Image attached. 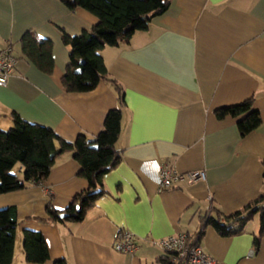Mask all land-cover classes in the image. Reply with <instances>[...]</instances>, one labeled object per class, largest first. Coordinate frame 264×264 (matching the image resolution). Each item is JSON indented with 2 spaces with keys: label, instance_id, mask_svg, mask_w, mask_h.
Instances as JSON below:
<instances>
[{
  "label": "crops",
  "instance_id": "1",
  "mask_svg": "<svg viewBox=\"0 0 264 264\" xmlns=\"http://www.w3.org/2000/svg\"><path fill=\"white\" fill-rule=\"evenodd\" d=\"M98 21L61 0H0V50L11 48L17 59L8 84L0 86V130L14 127L15 112L70 142L80 133L98 135L107 112L119 106L114 87L102 80L91 91L67 92L62 84L70 60L63 30L77 35ZM27 31L53 41L50 75L23 54ZM101 55L126 100L115 144L121 160L104 176L107 193L81 222L37 218H47L50 201L65 209L87 188L72 152L59 156L44 180L0 190V209L16 206L20 220L12 264H162L168 254L146 238L197 234L200 215L213 205L230 215L264 196V0H172L147 29L119 36ZM251 96L262 117L256 130L243 135L238 118L216 117L215 109ZM162 165L181 173L204 170L206 179L160 189ZM18 166L11 173L23 180ZM259 229L258 216L234 236L208 225L200 244L221 264H264V238L258 250L253 245ZM25 230L43 234L49 260L26 261ZM122 230L138 237L134 253L116 246Z\"/></svg>",
  "mask_w": 264,
  "mask_h": 264
},
{
  "label": "trees",
  "instance_id": "2",
  "mask_svg": "<svg viewBox=\"0 0 264 264\" xmlns=\"http://www.w3.org/2000/svg\"><path fill=\"white\" fill-rule=\"evenodd\" d=\"M70 8L82 7L99 18L98 23L77 35H69L63 30L62 40L70 48V60L62 77L67 92H87L102 80L115 89L119 106L110 109L104 120L103 129L90 138L78 134L74 142L62 138L52 128L30 123L13 112L14 127L0 130V190L12 192L25 188L29 183H38L46 178L59 156L72 152L80 164L78 175L87 180L86 189L76 193L65 209H57L50 201L46 206L47 218L37 217L44 222H81L97 200L107 193L104 176L115 168L121 155L115 148L122 127L123 109L126 106L123 86L108 73L101 50L107 45H115L121 35L129 36L135 30L147 29L151 21L163 14L172 0H61ZM23 54L42 72L50 75L55 67L53 41L27 31L21 38ZM255 96L244 101L215 109L218 119L228 116L238 118V124L245 135L254 131L262 123L259 110L254 108ZM20 165L23 180L11 170ZM264 177V173H263ZM65 213V218L60 214ZM256 216L259 217V233L254 235L253 245L259 249L264 238V196L249 201L243 207L225 215L214 205L200 215V229L188 236L192 246L201 245L205 229L212 225L222 236L242 233L245 226ZM20 225L16 206L0 209V264H12L15 255L16 233ZM25 259L31 263H44L50 258L43 234L25 230L22 239ZM202 246V245H201ZM162 264H172L170 256L161 257ZM54 264H68L59 259Z\"/></svg>",
  "mask_w": 264,
  "mask_h": 264
},
{
  "label": "built area",
  "instance_id": "3",
  "mask_svg": "<svg viewBox=\"0 0 264 264\" xmlns=\"http://www.w3.org/2000/svg\"><path fill=\"white\" fill-rule=\"evenodd\" d=\"M16 62V56L11 48L0 50V86L8 84ZM205 179L206 172L204 170L181 173L168 165H162L159 169L158 184L160 189H167L172 188L178 181L195 183ZM46 190L50 192L48 187ZM145 242L159 245L170 256L172 264H221L208 254L201 245H190L185 233L171 235L159 240L146 238ZM116 246L124 253H134L139 248L140 242L134 233L129 230H122L118 233Z\"/></svg>",
  "mask_w": 264,
  "mask_h": 264
},
{
  "label": "rangeland",
  "instance_id": "4",
  "mask_svg": "<svg viewBox=\"0 0 264 264\" xmlns=\"http://www.w3.org/2000/svg\"><path fill=\"white\" fill-rule=\"evenodd\" d=\"M18 172H19V166L17 165L15 168H14V173L15 174H18ZM257 219V218H256Z\"/></svg>",
  "mask_w": 264,
  "mask_h": 264
},
{
  "label": "water",
  "instance_id": "5",
  "mask_svg": "<svg viewBox=\"0 0 264 264\" xmlns=\"http://www.w3.org/2000/svg\"><path fill=\"white\" fill-rule=\"evenodd\" d=\"M65 217H66L65 213L60 214V218H65Z\"/></svg>",
  "mask_w": 264,
  "mask_h": 264
}]
</instances>
